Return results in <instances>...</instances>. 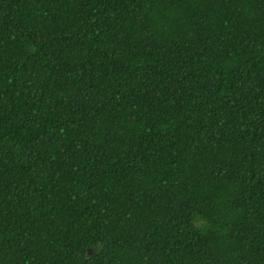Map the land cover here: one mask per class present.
Masks as SVG:
<instances>
[{
  "label": "trees",
  "instance_id": "obj_1",
  "mask_svg": "<svg viewBox=\"0 0 264 264\" xmlns=\"http://www.w3.org/2000/svg\"><path fill=\"white\" fill-rule=\"evenodd\" d=\"M0 264H264V0H0Z\"/></svg>",
  "mask_w": 264,
  "mask_h": 264
}]
</instances>
